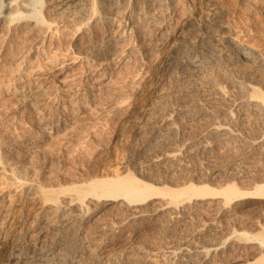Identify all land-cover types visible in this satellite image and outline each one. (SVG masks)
<instances>
[{
    "label": "rangeland",
    "instance_id": "obj_1",
    "mask_svg": "<svg viewBox=\"0 0 264 264\" xmlns=\"http://www.w3.org/2000/svg\"><path fill=\"white\" fill-rule=\"evenodd\" d=\"M35 10L43 22L0 18V263L38 246L56 254L62 235L79 245L67 260L82 264H186L183 248L194 264H264L254 243L264 116L245 102L250 87L264 99V0H40ZM217 15L262 67L220 58L167 70L171 46L194 43L198 22ZM124 176L186 191L139 204L94 196L92 183ZM190 187L220 194L188 200ZM226 187L247 195L227 200Z\"/></svg>",
    "mask_w": 264,
    "mask_h": 264
},
{
    "label": "bare ground",
    "instance_id": "obj_2",
    "mask_svg": "<svg viewBox=\"0 0 264 264\" xmlns=\"http://www.w3.org/2000/svg\"><path fill=\"white\" fill-rule=\"evenodd\" d=\"M17 1L18 0H10V2L6 5L4 2H1L0 11H2L4 6H6L5 9H9L8 8L9 5L11 8V6L17 4ZM26 1H27L26 4L19 5V7L21 6L26 8L28 12L22 11L19 8L15 7L6 15L0 14V18H4L8 22H12L16 18L26 22H36V23L43 22L42 20L39 21V17H41V15L39 14V12H37V10H35V5L40 0H26ZM213 10L211 9V11ZM220 17L221 16L217 15L216 17L212 16L211 18L208 17L207 19L200 20L198 22V30L193 35L192 38L195 41L194 43L190 42L189 45L188 44L182 45L181 43L180 44L178 43L175 46H171L165 58V63H166L165 67L167 68V70L178 71V70L189 69L192 71H198V70L201 71L206 68H207L206 70H208V67H213L216 63L219 64L220 58H223L225 61L227 59L229 64H233L236 63V61L237 62L239 61V63L251 62L255 66L260 65L263 59L260 57L261 54L260 53L258 54V52L254 50L253 47L249 46L248 44H245L243 41L235 39L233 32L228 28V26L225 23H223ZM217 35H220V40L218 44L220 48L219 47L217 48L216 46L218 45L213 44L211 41V38ZM250 91L252 94L245 101L247 103V107L248 106L250 107V109L255 113L254 115L257 114L264 116V99L262 95L257 93L253 87H250ZM170 124L171 123L168 122V125ZM92 186L101 187V193L94 194V196H96L97 198L105 199V201H111L113 199L123 197L128 201V203L131 204L143 203L152 197L164 196V195H170V198H174L178 195L180 196L185 194L186 191L185 188L179 190H173V189L171 190V189H162L159 187H154L148 184L140 185L135 182L134 178H131L129 176L102 179V180L100 179L92 183ZM190 188H188L190 192L186 193L187 195L186 198L188 200H190L192 197L196 199H202L207 197H213L215 195L220 194L206 187L195 188V189L192 187ZM201 193H204V195H202ZM221 194L227 200L230 201L234 198L241 199L244 197V195L245 196L247 195L245 193L244 194L241 192L239 193L238 189L236 190L233 187H226L221 191ZM254 195L256 197H262V196L264 197V184L256 188ZM239 235L241 236V234ZM43 237L41 238L42 239L41 242L43 241ZM55 241L56 243L54 242V246L55 247H58V245L60 246V249L58 252H56V254L48 250L41 251L40 246H38L36 247V252L34 251L29 259H27V257L26 258L20 257L18 259L19 261L15 260L16 262H14V264H82L80 261H74L71 258L67 260L68 255L71 254V256H73L79 252L78 244H75L73 242L75 245L70 243L73 246L68 247L69 245L67 246L66 239L62 235H58ZM251 243L253 242H246V244H251ZM254 243L259 247L260 246L263 247L264 239L262 240L260 239L259 242L255 241ZM6 247L7 246H4L3 253L10 252L6 250ZM37 249L40 250L41 253H39V251L37 252ZM220 249L221 247H216L212 251L220 250ZM209 251L210 249L206 250L205 248L203 250H199V252L203 254H207V252ZM183 252H184L183 253L184 258H182V262L186 264L189 263L194 264L193 256H192L193 251L190 248H183ZM4 262L5 264H9L7 258L4 259ZM203 262L204 261H202V263H197V264H203ZM135 264H140V263L137 262Z\"/></svg>",
    "mask_w": 264,
    "mask_h": 264
}]
</instances>
